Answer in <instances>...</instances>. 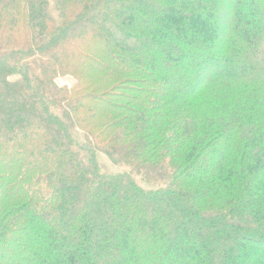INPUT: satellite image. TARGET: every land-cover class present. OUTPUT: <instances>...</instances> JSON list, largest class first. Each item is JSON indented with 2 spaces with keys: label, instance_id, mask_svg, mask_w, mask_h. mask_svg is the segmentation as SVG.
Masks as SVG:
<instances>
[{
  "label": "trees",
  "instance_id": "1",
  "mask_svg": "<svg viewBox=\"0 0 264 264\" xmlns=\"http://www.w3.org/2000/svg\"><path fill=\"white\" fill-rule=\"evenodd\" d=\"M0 264H264V0H0Z\"/></svg>",
  "mask_w": 264,
  "mask_h": 264
},
{
  "label": "rangeland",
  "instance_id": "2",
  "mask_svg": "<svg viewBox=\"0 0 264 264\" xmlns=\"http://www.w3.org/2000/svg\"><path fill=\"white\" fill-rule=\"evenodd\" d=\"M59 86H69L72 87L75 85V80L69 77L59 78L57 80ZM98 163L103 171L110 173H117L119 171L118 167L112 164L109 159L103 154L98 155Z\"/></svg>",
  "mask_w": 264,
  "mask_h": 264
}]
</instances>
